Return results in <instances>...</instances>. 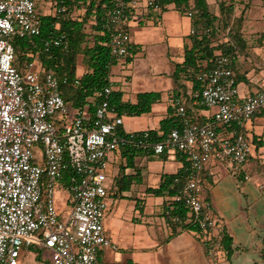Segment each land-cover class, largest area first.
Wrapping results in <instances>:
<instances>
[{"label": "built area", "instance_id": "2783aa9c", "mask_svg": "<svg viewBox=\"0 0 264 264\" xmlns=\"http://www.w3.org/2000/svg\"><path fill=\"white\" fill-rule=\"evenodd\" d=\"M158 2L112 0L104 23L112 54L125 58L133 46L127 16ZM40 31L35 0H0V264H20L21 255L33 245L48 249L52 264H104L100 250L113 246L104 226L110 202L109 157L126 143L119 133L123 116L110 108L107 95L112 86L97 92L103 99L91 118L86 107L64 99L61 84L69 79L46 69L38 55L31 54L21 68L15 64L14 39ZM68 43L65 34L57 35L44 40L43 50L52 59L51 49ZM234 60L220 55L215 67L198 73L203 85L192 93L193 101L212 110L211 121L191 122L184 100L172 96L170 106L183 119L182 127L160 141H138L156 155L185 154L189 173L177 198L204 230L210 259L220 250L224 227L202 197L201 171L214 159L241 170L253 149L246 125L264 110V86L254 94H239ZM73 83L79 84V78ZM60 189L69 194L66 210L58 209Z\"/></svg>", "mask_w": 264, "mask_h": 264}, {"label": "crops", "instance_id": "0c3cea01", "mask_svg": "<svg viewBox=\"0 0 264 264\" xmlns=\"http://www.w3.org/2000/svg\"><path fill=\"white\" fill-rule=\"evenodd\" d=\"M207 2L210 8L209 0ZM125 27H128L137 48L133 59L150 58L151 66L145 68L148 71L143 74L151 87L145 85L146 88L140 91L128 89L124 82L119 87L110 78L114 83L113 89L123 91V99L131 102H136L138 93L145 91H159L161 99L153 104L149 113L140 115L147 117L143 121L145 127L128 129L125 121H134L137 116L127 115H123V126L127 132L158 128L168 114L175 88L171 75L175 64L184 60V45L189 42L194 18L180 12L174 3L166 4L163 12L142 6L127 16ZM260 56L264 58V51ZM124 60L122 64L127 66L132 62ZM239 61L237 71L247 77V81L238 83L239 94L246 96L261 90L264 86V61H260L258 69L242 67ZM83 72L78 68V76ZM181 83L186 86L185 91L180 90L181 98L193 116L200 120L211 118V109L203 108L191 99V83L185 80ZM246 131L255 142L250 158L241 170L234 169L229 161L214 159L201 171L202 197L204 200L208 198L213 213L223 223V233L232 239L230 259L221 249L214 259H210L203 240L193 231L182 229L169 238L172 229L163 213L165 204L176 196H156L148 193L147 189L158 187L163 174L176 173L183 167L177 153L169 152L167 158L144 153L136 156V168H121L126 163L120 153L113 152L109 157L107 184L109 208L114 205V211L111 214V209L108 213V208L104 218L105 232L112 239L113 246L102 248L99 260L104 264H264V110L254 114L246 125ZM124 174L134 175L135 180L128 189L120 192L114 185V177ZM254 175L259 177L257 184L252 180ZM150 197L157 198L158 205H162L160 210L146 208ZM122 198L130 199L133 205L124 206L120 202ZM109 214L112 216L108 217Z\"/></svg>", "mask_w": 264, "mask_h": 264}, {"label": "trees", "instance_id": "16d2710c", "mask_svg": "<svg viewBox=\"0 0 264 264\" xmlns=\"http://www.w3.org/2000/svg\"><path fill=\"white\" fill-rule=\"evenodd\" d=\"M192 2V5L190 2ZM174 3L176 8L186 14L188 11H193L194 27L189 35V42L184 45V60L181 63L175 64V69L172 73V78L175 81L173 96L181 97V89L186 90L182 80L191 83V99L192 93L202 87L203 83L198 80V73L202 69L215 67L217 58L220 55L235 56L232 65L237 84L242 81H247L245 73L237 71V63L239 54L247 49V43L241 33L243 26V15L236 17L233 5L219 4L220 17L212 14L207 0H159L158 5L152 8L159 9L163 12L166 4ZM112 5V0H56L54 3L55 12L42 14L38 8V16L41 20V31L38 35H30L25 37H16L14 39L16 61L15 64L21 68V64L31 56L38 55L39 59L46 69L55 70L61 78H68L69 82L62 83L61 89L64 99L71 105L78 107H86L90 117L95 113L96 103L103 99L102 95H97L107 86H112L111 68L118 63L119 57L112 54L109 45V34L104 25L108 10ZM64 6L65 11L56 12V9ZM78 11H82L78 13ZM223 20V25L228 29L227 37L224 41L215 42L212 37L219 31L217 20ZM90 23V30L87 29ZM126 29L129 32L128 27ZM130 33V32H129ZM65 34L69 40L67 46L54 47L50 53L53 58H48V53L43 50L44 40L51 37ZM129 54L125 57L128 62H131L137 53L136 45L132 44ZM82 55V60L85 65V71L78 76L77 57ZM79 78V84H74L73 81ZM123 91L113 89L107 95L110 108L118 116H140L144 113H149L152 110L154 103L161 99L159 91H145L137 95V101L123 99ZM184 95V93H183ZM183 99V98H182ZM186 103V102H185ZM205 108L204 106L200 105ZM187 117L191 122L204 124L211 121L200 120L195 118L187 108ZM183 119L177 115L173 108L169 106L168 114L160 121L158 128L146 129L140 131L127 132L124 126L121 125L119 133L124 137L126 143L115 151L120 153L126 164H122L121 168L134 167L136 168L135 158L138 155L146 153L147 155H156L153 151L139 145L140 139H148L150 141H160L174 128H181ZM146 135V138H145ZM253 140V139H252ZM255 142V140H253ZM169 152L156 156L167 158ZM183 161V167L176 173L163 174L161 183L158 187L148 188L147 192L156 196L168 195L176 196V198L165 204L164 215L172 232L171 238L178 233L179 230L186 229L193 231L194 234L203 240L204 230L191 217L189 219V209L185 206L182 199L177 198L178 191L183 182L188 177V159L183 152H177ZM250 158V157H249ZM72 174L71 168L66 171L64 183L70 182ZM181 178V182H176V178ZM134 175L116 176L114 177V185L121 192L128 189L131 183L135 180ZM208 201V198H205ZM139 204V203H138ZM137 204V207L139 205ZM207 248L206 241H202ZM39 245H33L31 248H38ZM220 249L226 251L228 259L233 253L232 239L227 234H222L220 239ZM264 255V248H263ZM40 258V257H39ZM257 264V263H256Z\"/></svg>", "mask_w": 264, "mask_h": 264}, {"label": "rangeland", "instance_id": "374dc122", "mask_svg": "<svg viewBox=\"0 0 264 264\" xmlns=\"http://www.w3.org/2000/svg\"><path fill=\"white\" fill-rule=\"evenodd\" d=\"M55 1L56 0H36L38 8L42 11V14L54 13ZM209 2L212 14L217 17H220L221 15L219 6L221 3H224L226 6L232 4L237 18L243 15L244 22L241 27V33L246 40L247 49L243 50L241 55H238L239 62L242 63V67L258 69L261 63L260 61H264V58L262 59L260 56L264 51V0H209ZM81 12L82 11H78V13ZM217 24H219L220 28L219 31H217V34L213 35L212 39L215 42L224 41L227 37L228 29L223 25L222 19L217 20ZM89 26L90 23L87 26L88 30H90ZM124 59L125 58H122L121 63L114 65L111 68V79L114 80L113 82L116 85L118 84L119 87L121 86V82H124L128 89L131 88L138 91L144 90L146 88L145 85L151 87L150 84L145 82L146 80L143 74L148 71L145 70V68L149 69L151 66L150 58L148 56L140 58L136 57L132 60L129 66H127V64H124L125 66L122 64V62H125ZM77 63L79 70L81 72L85 71L86 68L82 60V55H78ZM135 119L136 120L134 121H125V125L128 129L134 130L136 128L145 127L146 124L143 121H146V116H137ZM252 180L257 184L259 177L254 175ZM68 196L69 194L67 191L61 189L57 191L56 198L59 210H63V208L66 210ZM120 202L124 206L127 204L130 206L133 205L130 199L126 198H122ZM161 206L158 205L156 197H150L146 208L148 210L156 211L160 210ZM111 209V214H113L114 205L112 208H109L108 213H110ZM111 214H109L108 217L112 216ZM159 219L160 217L158 216L157 221H159ZM20 264H52L51 252L42 246L25 251L20 257Z\"/></svg>", "mask_w": 264, "mask_h": 264}]
</instances>
